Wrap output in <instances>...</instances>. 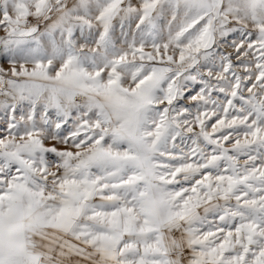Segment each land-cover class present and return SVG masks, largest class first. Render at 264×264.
<instances>
[{"label": "snow or ice", "instance_id": "6c2138e0", "mask_svg": "<svg viewBox=\"0 0 264 264\" xmlns=\"http://www.w3.org/2000/svg\"><path fill=\"white\" fill-rule=\"evenodd\" d=\"M0 264H264V0H0Z\"/></svg>", "mask_w": 264, "mask_h": 264}]
</instances>
